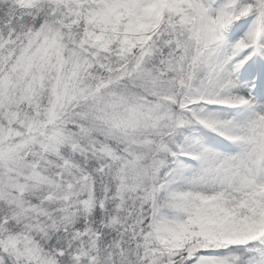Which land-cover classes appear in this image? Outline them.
<instances>
[{"label": "snow or ice", "instance_id": "snow-or-ice-1", "mask_svg": "<svg viewBox=\"0 0 264 264\" xmlns=\"http://www.w3.org/2000/svg\"><path fill=\"white\" fill-rule=\"evenodd\" d=\"M0 264H264V0H0Z\"/></svg>", "mask_w": 264, "mask_h": 264}]
</instances>
